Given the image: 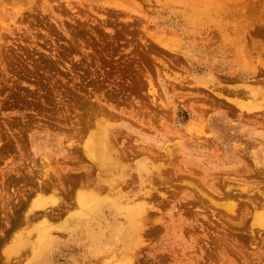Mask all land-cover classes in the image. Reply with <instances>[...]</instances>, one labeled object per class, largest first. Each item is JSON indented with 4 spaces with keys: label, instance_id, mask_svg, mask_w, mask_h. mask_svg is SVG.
<instances>
[{
    "label": "rangeland",
    "instance_id": "rangeland-1",
    "mask_svg": "<svg viewBox=\"0 0 264 264\" xmlns=\"http://www.w3.org/2000/svg\"><path fill=\"white\" fill-rule=\"evenodd\" d=\"M103 134L123 161L99 214L27 195ZM1 181L0 264L34 260L8 229L34 209L61 211L49 264H264V0H0Z\"/></svg>",
    "mask_w": 264,
    "mask_h": 264
},
{
    "label": "bare ground",
    "instance_id": "bare-ground-1",
    "mask_svg": "<svg viewBox=\"0 0 264 264\" xmlns=\"http://www.w3.org/2000/svg\"><path fill=\"white\" fill-rule=\"evenodd\" d=\"M236 48H238V46H235ZM178 146V145H176ZM172 147V146H170ZM183 148H180V154H182V150ZM168 150V148H167ZM171 150V149H170ZM85 151H86V155H87V158L92 162V164L94 163L95 166L98 168L99 170V173L97 174V177L93 176V171H92V168H94V164L91 165V166H80L78 169L81 173H78V174H81V175H77L75 177V179L73 180L74 183L71 184V182L65 186L63 183H62V180L61 178L59 177V172L55 170L54 167H52L49 163L47 166H45L44 164V172H41V176L42 177H39L40 180L38 181V185L37 183H33L35 184L33 187H30V192L27 193L30 194L31 192L33 191H38L37 194H39L40 196H42V194H46L47 192L50 194H47L50 198H48V196L46 197V195H44V199H51L53 200L54 203H58L60 206L62 207H68V205H64L65 204H68V202H64V200H70L69 198L71 199H75L76 200V203L78 204V206L81 207V212L80 213H77V216H72L71 217V225L72 226H75L76 224H78L79 222H84V220L90 216L91 214L93 213H100L101 212V209L103 207V204L106 202L105 199H103L101 197V193L104 192V191H107V194L108 192L111 191V188L114 186L111 182H109L107 180V177L109 176L108 173H110V169L112 168L113 165L117 166V165H120L121 162L123 161L122 160V157L121 155L118 153L117 149L115 148V146L111 143V139L109 137L106 136V134H103V135H100L98 136V140H97V143L94 144V145H86L85 147ZM169 151V150H168ZM176 151V150H175ZM178 152V151H177ZM186 152V151H185ZM157 153V152H156ZM184 153V152H183ZM187 153V152H186ZM148 154V153H147ZM176 155H178L177 153H175ZM175 155V156H176ZM183 155V154H182ZM181 156V155H180ZM86 157V156H85ZM172 157V156H171ZM152 158V157H151ZM156 158V157H155ZM154 158V159H155ZM168 158L170 159V157L168 156ZM172 159V158H171ZM44 160V159H43ZM158 160V159H157ZM48 161V160H46ZM45 161V162H46ZM155 161V160H154ZM159 161V160H158ZM177 161V160H175ZM190 162L189 160L187 161V163ZM43 163V161H42ZM151 163V162H150ZM159 163V162H158ZM153 164V163H151ZM150 164V166H151ZM160 164V163H159ZM43 165V164H42ZM183 165V164H182ZM153 166V165H152ZM159 166V165H158ZM157 166V167H158ZM14 169V168H13ZM43 169V168H42ZM41 169V170H42ZM123 169V168H122ZM176 169V168H175ZM16 171V170H15ZM155 171V170H154ZM123 172V171H122ZM204 176L206 178V176L208 175L207 171H204ZM28 173V172H27ZM36 173V172H35ZM51 173H53L54 175H56L55 177H58V180H56L57 178H55L54 176L52 177L51 176ZM153 174V172H152ZM20 175V174H19ZM30 175V174H28ZM161 175V174H160ZM21 176V175H20ZM188 176V175H187ZM186 176V178H187ZM55 178V179H52V178ZM98 177H103V182L105 183V185H103L102 182L99 181V178ZM152 177V176H151ZM154 177V176H153ZM161 177V176H160ZM183 177V176H182ZM38 178V179H39ZM166 178V177H165ZM164 178V179H165ZM167 179V178H166ZM34 182V181H33ZM163 182V181H162ZM165 182V181H164ZM30 183V182H29ZM1 184V188H0V193H6L5 191V188H6V185L4 184V181H1L0 182ZM58 184H60L62 186V188H59ZM79 186V189H74V186L77 185ZM18 191V190H17ZM25 191V190H24ZM52 193H50V192ZM65 194L63 196H59V194ZM141 193V192H140ZM25 194V193H24ZM27 195L25 198H27ZM36 195V194H35ZM134 195V194H133ZM68 199H65L66 197ZM73 198H72V197ZM142 196V195H141ZM65 197V198H63ZM107 197H109L107 195ZM140 197V196H139ZM41 198V197H40ZM39 199V198H37ZM43 199V200H44ZM27 200V199H25ZM42 200V201H43ZM106 200H109L106 199ZM32 201V200H31ZM37 200H35L36 202ZM39 201V200H38ZM47 201V200H45ZM49 201V200H48ZM44 202V201H43ZM50 202V201H49ZM50 205H52L50 203ZM59 205H57L56 207H58ZM64 205V206H63ZM73 205V204H72ZM31 206H32V202H31ZM54 206V205H53ZM77 206V207H78ZM48 207V206H46ZM55 207V206H54ZM59 208V207H58ZM71 208V207H70ZM146 207H144V205L142 204H138L137 206L135 207H131L130 208V211L131 210H134L136 214H138V217L140 216H143L144 214V209ZM34 209V208H33ZM38 209V208H37ZM42 209V208H41ZM39 209V210H41ZM49 209V208H47ZM53 209V208H52ZM57 209V208H56ZM56 209H54L56 211ZM61 209V208H59ZM58 209V210H59ZM35 210V209H34ZM33 210V214L31 213H28L27 214H22V217L20 216H15L13 219H12V216H11V219H10V228H8L9 230L10 229H16L17 231H14L10 234V237L12 236V238H14V240H16V242H13L14 240L10 241L11 245H16V243L18 242L19 240V243L22 245H26L25 247H28V249L30 250L31 254L35 255V258L34 260L30 263V264H49V262L51 261L52 257L55 256L56 254V251L54 250L55 248V244H57L56 240L54 238H52V235H54V231L56 229H59L61 227L55 225L53 222L54 220H56L57 218H60L59 213L57 214H54V213H46V212H49V211H46V212H42L41 213H36L35 211ZM51 210V209H49ZM44 211V209L42 210ZM53 211V210H52ZM63 211V210H62ZM57 212V211H56ZM40 217H44V219L42 220V223L41 225H39L38 227L34 226L35 224H33L38 218L41 219ZM133 220L136 221V218L135 216H133ZM259 222L264 224V215L262 214L260 217H259ZM68 223V222H67ZM75 224V225H74ZM37 225V224H36ZM34 226V228L38 229L39 230V233H34L35 234H38V238L33 234L32 235V229H30V227ZM264 226V225H263ZM59 227V228H57ZM66 227V226H65ZM69 226H67L66 228H68ZM33 228V227H32ZM65 228V229H66ZM132 231H137L138 230V222L134 223L131 227ZM36 230V231H38ZM71 230V229H70ZM86 230V229H85ZM59 231L61 232V229H59ZM67 231V230H66ZM72 231H74V229H72ZM9 232V231H8ZM32 232V233H31ZM64 232V231H63ZM69 233V232H68ZM73 233V232H72ZM71 233V234H72ZM136 233V232H135ZM7 234V233H6ZM63 234V233H62ZM66 234V233H65ZM82 234H85V233H82ZM134 234V233H133ZM33 236V239L30 238V236ZM70 235V234H69ZM6 236V235H5ZM8 236V234H7ZM34 237L37 238L34 240ZM74 237V236H73ZM76 237V236H75ZM74 237V238H75ZM5 238V237H4ZM21 238V239H20ZM85 238V237H83ZM11 239V238H10ZM31 239V240H30ZM66 239V238H65ZM63 240V239H62ZM67 240V239H66ZM88 240V239H87ZM75 241V240H74ZM73 241V242H74ZM76 243V242H75ZM18 244V243H17ZM18 247V246H17ZM16 247V248H17ZM22 247H19L20 250H22ZM18 248V249H19ZM73 248V247H72ZM75 248V247H74ZM27 249V248H26ZM24 250V249H23ZM9 252V251H8ZM15 253H21V251L17 252V250H14ZM24 251H22L21 255L23 254ZM27 252V250H26ZM17 257L21 255L19 254H15ZM28 253V252H27ZM10 254V255H9ZM8 254V256L11 257V254H12V251ZM26 253H24L25 255ZM93 254V253H92ZM22 256V258L25 256ZM7 256V260L9 261V257ZM27 256V255H26ZM16 257V258H17ZM20 257H19V260H20ZM30 258V257H28ZM27 260H30L28 259ZM49 258V259H48ZM18 260V259H17ZM26 260V259H25Z\"/></svg>",
    "mask_w": 264,
    "mask_h": 264
}]
</instances>
